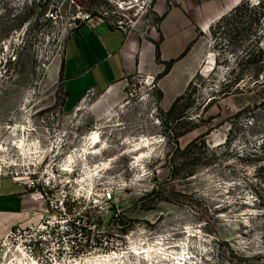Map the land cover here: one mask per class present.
<instances>
[{"label":"rangeland","instance_id":"1","mask_svg":"<svg viewBox=\"0 0 264 264\" xmlns=\"http://www.w3.org/2000/svg\"><path fill=\"white\" fill-rule=\"evenodd\" d=\"M156 2L0 0V70L8 69L0 125L18 114L23 130L6 134L4 146L23 139L27 151L0 154L23 172L32 163L60 172L69 197L79 198L68 211L91 215L103 230L94 255L126 253L124 262L136 264L133 247L153 244L189 264H264V84L253 86L264 77V8L246 6L197 38H170L175 58L190 50L164 88L157 77L132 75L114 91L90 89L68 103L53 77L76 25L96 14L149 32ZM236 76L251 88L235 91ZM94 131L101 142L93 149ZM40 207L45 214L41 196Z\"/></svg>","mask_w":264,"mask_h":264},{"label":"crops","instance_id":"2","mask_svg":"<svg viewBox=\"0 0 264 264\" xmlns=\"http://www.w3.org/2000/svg\"><path fill=\"white\" fill-rule=\"evenodd\" d=\"M168 1L170 10L149 32L125 31L103 18H89L70 32L62 56L53 62V77L64 84L68 103L82 98L90 89L114 91L132 75L156 79L165 65L157 61L155 42L160 41L161 60L169 61L178 55L166 50L170 38H197L199 32L209 33L242 0H157V15L166 13ZM185 60L178 61L160 80L161 87ZM183 71L187 81V65L184 69L183 64ZM9 182L0 188V243L14 225L42 216L40 196L13 180Z\"/></svg>","mask_w":264,"mask_h":264},{"label":"built area","instance_id":"3","mask_svg":"<svg viewBox=\"0 0 264 264\" xmlns=\"http://www.w3.org/2000/svg\"><path fill=\"white\" fill-rule=\"evenodd\" d=\"M117 26L125 30L122 22H118ZM14 57L13 61L16 60ZM7 72L6 68L0 70V78ZM2 87L0 84V94ZM21 118L26 122L32 120L31 115ZM17 120L18 114L7 125H0V153L20 150L14 140L10 146H4L5 139L10 135L15 136ZM42 164H28L23 172L17 168L21 167L18 163L6 161L0 154V188L4 178H11L28 192L43 197L47 206L46 213L39 220L19 223L10 229L0 243V264H79L96 255L94 252L103 235L99 223L89 214L68 211L71 204L79 202V198L69 197L71 195L67 193V184L64 185L65 180L60 172L47 165L42 167ZM60 185H64L63 189L59 194H54Z\"/></svg>","mask_w":264,"mask_h":264},{"label":"bare ground","instance_id":"4","mask_svg":"<svg viewBox=\"0 0 264 264\" xmlns=\"http://www.w3.org/2000/svg\"><path fill=\"white\" fill-rule=\"evenodd\" d=\"M24 126H21L20 129L22 128L23 130ZM16 126H15V130L13 135H15L16 132ZM89 142L93 149L96 148L98 146V144L101 142V136L100 133L97 131L91 132L89 134V138H88ZM15 144L20 147V149L22 150L23 154H27L24 149H25V142L23 139H20V141L14 140ZM90 147V148H91ZM90 148L85 149V152H87ZM1 149H4L1 148ZM37 149V147H36ZM30 152V151H29ZM32 152V151H31ZM88 153V152H87ZM72 159V157H71ZM153 245V244H152ZM152 245H144L142 247H133L132 253L133 256H136L138 258L137 263L136 264H143V262L145 264H160L161 259H169L171 261H174L173 264H189V260L191 259V257H188L186 254H181V253H174V254H168L166 251H162V248H156L155 246ZM183 251V250H182ZM126 253L123 254H119L117 252L108 254V255H95L93 258H87V260L85 262H79V264H129L124 262L123 258L125 257ZM31 264H37L35 262L31 263Z\"/></svg>","mask_w":264,"mask_h":264},{"label":"trees","instance_id":"5","mask_svg":"<svg viewBox=\"0 0 264 264\" xmlns=\"http://www.w3.org/2000/svg\"><path fill=\"white\" fill-rule=\"evenodd\" d=\"M246 6H248L249 8H252V11H253V10H258V9L264 8V0H256V2H255V0H254V1H252V0H242V1H241L236 7H234L229 13H227L226 15H224L223 17H221V18L217 21L216 24H219V23L225 21L226 19L232 17L233 15L237 14V12H240V11H241L244 7H246ZM170 8H171V4H170V2L168 1V4H167V11H166V13L163 14L162 16L157 15V17H158V20H157V26H158V25L160 24V22L165 18L166 14H167L168 11L170 10ZM94 16H96V14H95V15H91L90 18H92V17H94ZM104 19H105V18H104ZM106 20H107V19H106ZM107 21H108V20H107ZM253 22H254L255 24L258 23V22H261V18L257 17V15H254V17H253ZM112 25H113V24H112ZM113 26H115V27H119V26H117V24H116V25H113ZM212 28H213V27H212ZM162 39H163V38H161L160 40H162ZM155 45H156L157 61H158V63H161V64H164V65H165L164 70H163V71L157 76V79H162V78H164V77H165V76L171 71L173 65H174L178 60H180L181 58H183V57L189 52V50H190V47H187V48L185 49V51H184V52H183L178 58H173V59H171V60H169V61H165V62H164V61L161 60L160 41L155 42ZM197 76H198V74L196 75V77H197ZM230 79H231V78H230ZM193 82H194V80L190 83V85L188 86L186 92H185L183 95H181V96H179V97L176 98L175 102L173 103L171 109H170L169 112H168L169 114H172V113L175 111L176 107L178 106L179 102H180L181 100H183V99L186 97V94L188 93L190 87L193 85ZM232 82L234 83L235 91H239V89H240V90H241V89H244V88H246V87L249 85V82H248V80H246V78L239 77V76L234 77V80H232ZM242 83H245V84L242 85ZM261 84H264V77H263L262 81H258V80H257V82L254 83L253 86H254V87H255V86H259V85H261ZM248 87H249V86H248ZM250 88H251V87H249V89H250ZM247 89H248V88H247ZM228 93H229V92H224V95H228ZM162 96H163V94H161V97H162ZM184 116H185L184 114H181V115L179 116V119H182ZM261 142H262V143H261ZM197 143H198V141L196 140V141L190 143L189 146H188L187 148L191 147L190 145H192V146L197 145ZM258 144H261L262 146H264V140L259 141ZM251 154L253 155L254 153H251ZM255 154H256V153H255Z\"/></svg>","mask_w":264,"mask_h":264}]
</instances>
